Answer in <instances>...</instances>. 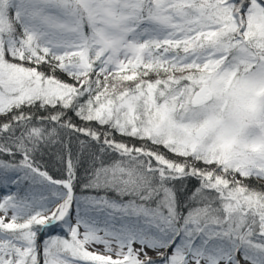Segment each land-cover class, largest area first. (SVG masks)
<instances>
[{"label":"snow or ice","instance_id":"6c2138e0","mask_svg":"<svg viewBox=\"0 0 264 264\" xmlns=\"http://www.w3.org/2000/svg\"><path fill=\"white\" fill-rule=\"evenodd\" d=\"M0 264H264V0H0Z\"/></svg>","mask_w":264,"mask_h":264}]
</instances>
